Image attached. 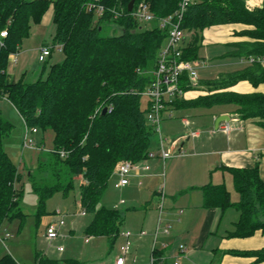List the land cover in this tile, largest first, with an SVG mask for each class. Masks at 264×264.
I'll use <instances>...</instances> for the list:
<instances>
[{
    "label": "trees",
    "instance_id": "16d2710c",
    "mask_svg": "<svg viewBox=\"0 0 264 264\" xmlns=\"http://www.w3.org/2000/svg\"><path fill=\"white\" fill-rule=\"evenodd\" d=\"M90 1L0 0V33L8 32L6 38L0 39V95L14 106L29 128L38 129L39 145H46L48 133H53L51 151L39 152L36 172L26 168L38 197L37 216L45 214L48 199L58 192L69 194L79 179L80 205L93 215L86 234L106 237L114 244L125 214L98 204L121 162L140 163L149 156L155 133L146 119L150 102L138 93L152 83V72L166 33L156 26L145 28L136 21L128 13L131 0H104L109 8H124L126 15L118 20L109 13L97 19L86 10ZM141 1L148 2L158 17L171 15L178 5V0H136ZM51 5L57 27L54 45H63L64 62L50 66L46 78L42 75L35 82H26L24 74L19 81L9 84L10 56L20 51L30 36L32 24L40 23ZM231 24L251 27L239 35L253 40L234 45L236 51L232 56L257 61L239 72L207 82L208 95L193 101L182 98L174 106L232 105L242 119H256L264 129V94L228 91L243 81L255 88L264 84V65L258 61L264 59V2L261 8L249 9L245 0H194L183 23V28L192 34L184 58L199 59L206 29ZM106 25L119 28L121 33L105 34ZM182 80L186 92L193 89L187 75ZM104 108L107 113L102 116ZM13 129V124L0 113V233L6 223L22 222L26 217L21 207L23 189L18 185L23 175L4 148V141ZM61 151L67 156L62 157ZM228 171L238 200L233 201L226 185L209 184L202 188L203 206L222 211L236 208L240 212L231 238L244 239L258 231L264 233V181L260 163L251 169ZM232 254L264 262V248ZM0 264L21 263L7 253L0 258ZM39 264L61 263L46 259ZM63 264L82 263L69 260Z\"/></svg>",
    "mask_w": 264,
    "mask_h": 264
},
{
    "label": "crops",
    "instance_id": "0c3cea01",
    "mask_svg": "<svg viewBox=\"0 0 264 264\" xmlns=\"http://www.w3.org/2000/svg\"><path fill=\"white\" fill-rule=\"evenodd\" d=\"M245 2L249 9H254L261 8L264 0H245ZM250 29L252 28L246 25L231 24L211 27L204 31L201 47L224 46L226 53L222 56L232 60L227 67L229 71L225 74L221 73L220 76L239 72L251 65L247 60L232 56V53L236 51L234 45L253 41L239 35ZM191 36L192 34L188 35L185 47L188 46ZM19 53L20 51L17 53V59ZM239 60L241 62L237 63L236 61ZM11 61H13L12 55ZM202 62L206 63L200 58L194 61L198 68ZM262 64L264 65V62ZM11 71L12 69L7 72L9 84L17 82L10 74ZM202 82L198 74L197 83L192 85L193 89L186 92L184 101H193L208 95L207 83ZM228 91L240 94H264V84L255 88L251 83L243 81ZM3 101L8 100L0 95V104ZM176 109L209 112L212 121L206 124L205 131L214 126L220 116H229L230 120L221 123L218 130H213L207 135L200 133L192 139L187 137L192 123L184 115L181 117V122L185 131L181 127L175 129L172 121ZM0 113L2 114L1 110ZM164 118L169 120L165 123L167 131L175 132L176 135L174 141L176 144L173 143L169 148L174 152L181 144L178 151L181 155L177 157L174 155L164 161L157 150L152 151L153 158L148 157L140 163H135L137 169L133 171L129 185L122 187L128 197L125 205L127 202L130 203L127 207L129 213L128 217L126 216L127 224L124 229H121L123 243L126 242L123 233L131 232L133 243L131 254L136 255L133 257H138L140 264H151L152 257L160 259L162 256L166 259L163 264H174L178 258H180V264H264V262H257L253 257L232 254L233 251L251 252L263 249L264 233L258 231L254 236L244 239L229 237L235 231L240 212L236 208L226 211L205 208L202 190L209 184H224L230 191L233 201H237L238 194L235 187L234 192L230 190L234 183L228 169H251L257 162L260 163V175L264 181V129L258 125V120L242 119L232 105L196 109L174 106ZM226 126L230 128L228 132L225 131ZM182 144H184L183 147ZM186 146H189V150L184 152L183 149ZM169 160L172 161L168 166ZM146 165L150 167L149 170H145ZM115 174L114 172L113 175ZM140 210H144V213L130 215L137 214ZM8 231L4 226L0 236L4 237L5 232ZM142 232H145V235H141ZM181 245L186 248L184 253L179 251ZM3 255L2 253L0 258ZM126 264H132V258L127 260Z\"/></svg>",
    "mask_w": 264,
    "mask_h": 264
},
{
    "label": "rangeland",
    "instance_id": "374dc122",
    "mask_svg": "<svg viewBox=\"0 0 264 264\" xmlns=\"http://www.w3.org/2000/svg\"><path fill=\"white\" fill-rule=\"evenodd\" d=\"M143 26L145 28H153L155 24H144ZM114 31L117 34L121 33V30L117 27L105 26V34H113L115 33ZM56 33L57 27L54 23V10L51 5L44 14L42 21L37 24H32L30 36L24 40L17 62L13 63L11 61L9 63L8 71L12 69L10 74L15 77L16 81H19L23 77V74H25L26 82H35L42 75L46 78L50 66L64 62V53L57 50L58 45H54ZM45 46L53 48L54 50L52 57L48 58L46 63H42L39 61V56L41 49ZM200 49L199 58L202 61H206L205 64L202 62L200 68H198L199 78L203 81L202 83L212 81L214 78L220 76L221 73L224 72L223 74H225L229 71L227 67L232 60L229 57L222 56L226 53L224 52L226 50L224 46L216 45L208 48L201 47ZM236 62L239 63L241 60ZM0 110L2 117L14 126L11 136L4 141V148L12 160L18 165L19 172L23 175L18 185L19 189H23L21 207L26 215L22 222L15 220L5 224V228L7 227L8 232L12 233L13 238L5 239L4 243L0 242V255L2 253H8L21 264H39L40 261L46 259L57 261L61 264L69 260H77L82 264H113L122 255L121 248L125 244L121 239L122 235L120 233L117 240L112 244L106 237H94L86 234V228L91 223L93 215L88 213L80 205L79 179L75 181V187L69 194L66 195L63 192H58L48 199L45 206V214L41 217L37 216L39 206L38 197L33 191L31 182L27 177L26 168L30 167L33 172H36L38 154L41 150L23 148L26 125L10 102L3 101L0 104ZM174 111L175 114L172 123H174L175 129L181 127L185 131V127L181 122V117L184 115L192 123L190 131L188 132L200 131L201 135L211 133V131H205L206 124L212 121L209 112L205 110L188 111L186 109H182L181 111L176 109ZM164 117L163 121L166 119ZM166 122H169V120L166 119L165 122H162L161 137L165 140V147L169 148L176 140V135L175 132L170 133L167 131L165 127ZM33 137L39 145L41 135L37 134ZM52 138L53 133L49 132L46 137V145L40 144V149L45 148L51 150ZM159 146L160 135L154 133L151 137L150 152L153 153L152 151L156 152L157 150L159 152ZM180 147L181 144L174 151L176 157L179 155L178 151ZM183 150L187 152L189 146L184 147ZM171 161H167L168 166ZM41 175H39V179ZM119 180L116 174L112 176L99 201L98 207L116 208L120 210L125 214L126 222L129 215L127 207L130 203L127 202L125 205L128 197L124 193V188L116 187ZM230 190L234 192L233 184ZM57 212H60V215ZM83 212L86 213L85 216L82 214ZM141 213H144V210L130 215L136 216ZM61 218L64 220L65 225L58 228L59 237L51 241L47 238V230ZM125 222L122 229L127 224ZM86 240H89V242ZM60 248H63V251H60ZM133 256L136 255L130 252L126 259L129 260L132 258V264H140L138 257Z\"/></svg>",
    "mask_w": 264,
    "mask_h": 264
},
{
    "label": "built area",
    "instance_id": "2783aa9c",
    "mask_svg": "<svg viewBox=\"0 0 264 264\" xmlns=\"http://www.w3.org/2000/svg\"><path fill=\"white\" fill-rule=\"evenodd\" d=\"M193 3L194 0H178V5L174 13L166 17L156 16L151 9V5L146 1H141L139 3L135 2L133 10L131 12L128 11V13L131 14V16L140 24H155L156 27L166 33L165 43L159 51L156 67L152 72V83L145 91L138 93L150 102L149 111L146 116L147 124L155 133L160 135L159 152L164 161L174 157V152L173 149L165 147V140L161 137L163 117L166 113L170 112V109L174 107V103L177 100L184 98L186 95V91L182 86L183 76L187 75L191 85L196 84L198 79V66L194 61H189L184 58L185 41L191 33L183 28V23L186 12ZM86 10L93 13L97 19L104 18L107 13L112 15L114 20L121 19L126 15L122 6L119 8H109L104 4V0L90 1L86 5ZM7 36V30L0 33V39H4ZM53 50V48L47 46L43 47L41 49L39 61L44 63L52 56ZM57 50L63 52V45H58ZM12 57L13 62L15 63L17 61V54H13ZM247 61L250 64H253L257 59L250 58ZM258 61L263 63L264 59H259ZM109 111H111V109H109ZM229 129L228 126L225 127L226 132H228ZM37 134V128H29L26 125L23 148L50 152L51 150L45 148L40 149L33 137ZM199 134V131H191L187 137L193 138L199 136ZM175 144L176 142H174V145ZM60 154L62 157L67 156L65 151H61ZM179 155H181L180 152ZM148 157L153 158L154 154L149 153ZM144 168L145 170L150 169L147 165ZM136 169V164L131 161L121 162L115 171L120 179L116 187L122 188L129 185L132 173ZM57 214L60 215V212H57ZM82 214L84 216L86 215L85 212ZM64 225L65 222L62 218L54 225H51L47 230V238L51 241L56 240L59 237L58 228H61ZM141 235H145V232H142ZM123 236L126 238V242L121 248L122 255L116 259L114 264H126V257L130 254L133 246L131 241L132 233L127 231L123 233ZM12 237L13 235L11 233L5 232L4 237L0 236V242L4 243L5 239H10ZM86 241L88 242L89 240ZM164 246L167 247V245ZM60 251H63V248H60ZM179 251L184 253L186 251L185 246L181 245ZM165 260L164 256L160 259L152 257L151 264H157L159 262V264H163ZM179 260L180 258H178L174 264H180Z\"/></svg>",
    "mask_w": 264,
    "mask_h": 264
},
{
    "label": "water",
    "instance_id": "95a60500",
    "mask_svg": "<svg viewBox=\"0 0 264 264\" xmlns=\"http://www.w3.org/2000/svg\"><path fill=\"white\" fill-rule=\"evenodd\" d=\"M136 0H131L129 5H128V11L131 12L133 10L134 4H135ZM107 113V108H104L101 112V115H105ZM230 117L229 116H220L214 126L210 127L209 129H207L206 131H213V130H218L219 126L221 123L223 122H229ZM184 146V144H182V147Z\"/></svg>",
    "mask_w": 264,
    "mask_h": 264
}]
</instances>
